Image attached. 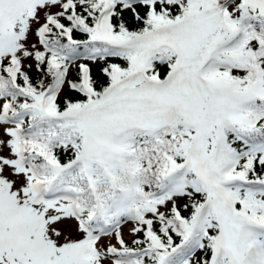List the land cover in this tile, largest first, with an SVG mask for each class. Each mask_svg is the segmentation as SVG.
<instances>
[{
	"label": "snow or ice",
	"instance_id": "6c2138e0",
	"mask_svg": "<svg viewBox=\"0 0 264 264\" xmlns=\"http://www.w3.org/2000/svg\"><path fill=\"white\" fill-rule=\"evenodd\" d=\"M0 264H264V0H0Z\"/></svg>",
	"mask_w": 264,
	"mask_h": 264
}]
</instances>
